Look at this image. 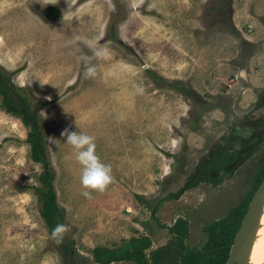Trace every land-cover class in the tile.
Here are the masks:
<instances>
[{"label":"rangeland","instance_id":"obj_1","mask_svg":"<svg viewBox=\"0 0 264 264\" xmlns=\"http://www.w3.org/2000/svg\"><path fill=\"white\" fill-rule=\"evenodd\" d=\"M0 64L44 101L46 156L32 158L30 128L0 100V264H178L184 227L185 246L202 248L206 227L247 210L264 180L263 129L230 180L192 183L211 147L219 171L238 156L236 120L264 119V106L251 111L264 93V0H0ZM66 127L95 138L105 191L83 195ZM46 166L60 237L40 213Z\"/></svg>","mask_w":264,"mask_h":264},{"label":"trees","instance_id":"obj_2","mask_svg":"<svg viewBox=\"0 0 264 264\" xmlns=\"http://www.w3.org/2000/svg\"><path fill=\"white\" fill-rule=\"evenodd\" d=\"M155 79L159 78L156 73L151 72ZM0 100L3 108L22 119L26 126L30 128L28 142L31 146V156L37 162H45V129L44 121L40 116V108L44 101H35L32 94L23 87L18 86L13 80V72H9L6 67L0 64ZM207 171L205 172L206 177ZM41 186L37 187L39 202L41 203L40 213L49 227L50 233L56 224H64L65 215L58 204V198L55 188V173L48 166L39 176ZM194 184V182H192ZM242 206H236L231 209L229 214L223 218L217 219L206 227L209 233L208 240L202 248H187L184 238L189 234V228L180 226L186 222L180 218L174 226L173 232L181 233L184 238L180 241V250L176 254L178 264H226L231 246L241 221L246 213ZM155 214V208L153 209ZM59 234L57 237H60ZM187 249V250H186ZM65 253L66 248L62 247ZM134 259L142 263L141 258Z\"/></svg>","mask_w":264,"mask_h":264},{"label":"flooded vegetation","instance_id":"obj_3","mask_svg":"<svg viewBox=\"0 0 264 264\" xmlns=\"http://www.w3.org/2000/svg\"><path fill=\"white\" fill-rule=\"evenodd\" d=\"M260 95L259 98L255 100V102L251 105V108L253 107L251 111L257 110L264 106V93L262 92L260 93ZM263 129L264 119H252L249 121H244L242 124L238 123V121L236 120L233 124L232 131L229 133V138L232 140L233 143L238 144V146H231L233 150L238 151V156L226 162L224 166L221 165V168L224 167V169L222 171H219L218 167L211 165V161H213L218 154L217 148L211 147L210 149H208L206 155L201 160H199L196 165V169L193 172L194 175H196V177L194 178L196 180L194 184L206 187L207 185H205L204 183L206 180L210 179L209 176L212 179H216L221 176L223 181L219 183V185H221L227 179L230 180L233 175L237 174L242 169V167H244L245 164L248 162V160H246L243 155L245 153L248 154L253 148H255V146L259 142L258 139H255V137L261 136L262 134L260 131ZM219 148L222 151L228 150L227 145L225 144H221ZM199 169L203 171L202 175L199 174ZM244 169L247 170L246 168ZM225 170L228 171V173L225 174ZM206 171L208 173V177H206L205 175ZM190 183V179L186 181L184 189H187Z\"/></svg>","mask_w":264,"mask_h":264},{"label":"clouds","instance_id":"obj_4","mask_svg":"<svg viewBox=\"0 0 264 264\" xmlns=\"http://www.w3.org/2000/svg\"><path fill=\"white\" fill-rule=\"evenodd\" d=\"M95 54L100 55V52L97 51ZM83 59L86 74L89 76L95 75L94 68L88 66L90 57L85 56ZM39 81L41 84L45 83L40 79ZM61 136L65 137L66 142L71 145L75 152V159L81 165L80 183L85 188L83 195L91 197V191L89 190L105 191L113 179L111 166L102 162L97 155L95 138L82 130H78V128L77 130H70L67 127L62 131ZM65 229L66 225L58 223L53 228L52 235L57 237Z\"/></svg>","mask_w":264,"mask_h":264},{"label":"water","instance_id":"obj_5","mask_svg":"<svg viewBox=\"0 0 264 264\" xmlns=\"http://www.w3.org/2000/svg\"><path fill=\"white\" fill-rule=\"evenodd\" d=\"M264 213V180L254 193L249 207L235 234L226 264H252L250 258L241 261L245 246L255 234Z\"/></svg>","mask_w":264,"mask_h":264},{"label":"bare ground","instance_id":"obj_6","mask_svg":"<svg viewBox=\"0 0 264 264\" xmlns=\"http://www.w3.org/2000/svg\"><path fill=\"white\" fill-rule=\"evenodd\" d=\"M246 257L252 264H264V213L255 234L244 248L241 261Z\"/></svg>","mask_w":264,"mask_h":264}]
</instances>
